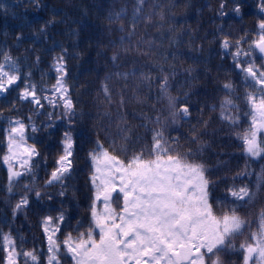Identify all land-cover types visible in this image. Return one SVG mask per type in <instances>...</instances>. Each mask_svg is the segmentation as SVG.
I'll use <instances>...</instances> for the list:
<instances>
[{"label": "trees", "instance_id": "1", "mask_svg": "<svg viewBox=\"0 0 264 264\" xmlns=\"http://www.w3.org/2000/svg\"><path fill=\"white\" fill-rule=\"evenodd\" d=\"M258 4L259 0H0V62L9 55L26 77L19 88L0 96V249L3 236L10 234L18 252L34 251L39 264H48V235L53 229L59 227L54 239L62 242L68 233L76 237L92 224L95 190L89 153L96 150L97 141L124 159L122 147L130 156L150 146L160 131L175 152L191 150L205 165L206 176L214 182V207L217 200L235 199L229 189L247 186L254 194L247 203L237 202L249 226L235 239L236 250L221 253L223 264H243L239 245L257 230L264 209V154H246L239 138L251 124L246 94L259 95V85L254 88L236 64L254 61L259 67L264 59L257 50L238 60L232 54L236 41L248 51L258 38V23L264 17ZM225 38L230 42L227 50L222 48ZM60 55L73 102L70 114L52 90L58 76L54 61ZM164 77L166 92L160 88ZM26 84L36 85L37 94L52 103L41 99L43 107H37L18 99ZM226 97L235 105L228 106V114L237 118L236 124L221 119ZM184 105L189 116L174 118L172 113ZM17 119L26 125L27 145L39 155L32 157L31 171L15 161L16 170L24 174L10 183L2 157L7 154L10 122ZM65 133L74 142L72 168L62 181L48 184L63 155ZM24 195L28 205L14 211ZM97 207L99 211L103 205ZM47 217L52 221L46 234ZM58 256L61 264H73L62 244ZM18 261L34 264L23 256Z\"/></svg>", "mask_w": 264, "mask_h": 264}, {"label": "snow or ice", "instance_id": "2", "mask_svg": "<svg viewBox=\"0 0 264 264\" xmlns=\"http://www.w3.org/2000/svg\"><path fill=\"white\" fill-rule=\"evenodd\" d=\"M220 7L223 9L225 3L222 2ZM258 7L264 13V0H259ZM234 11L240 13L239 5ZM257 36L248 51H243L239 47L241 41H236L233 59L238 60L241 55L252 56L253 50H258L264 59V17L258 23ZM229 47L230 42L225 38L222 48L227 50ZM236 67L253 82L254 88L259 85V95L255 91L246 94L251 124L239 138L246 154L261 156L264 154V64L258 67L254 61H249L247 66H242L238 62ZM54 68L58 76L52 90L59 94L66 114H70L73 102L67 95L64 80L67 75L64 55L55 58ZM24 79L26 77L21 75L16 61L4 54L3 62H0V96L19 88ZM224 87L231 89L232 85L225 84ZM160 88L162 92L167 91V77L163 78ZM18 99L37 107H43L41 99L52 103L49 97L37 94L34 84H26ZM169 104L175 108V99L170 98ZM228 106L235 107L233 100L226 97L221 104V119L236 124L237 118L228 114ZM189 114V107L184 105L172 116L187 117ZM25 129L26 125L19 119L10 122L7 154L2 157L8 166L10 183L13 178L24 174L16 170L15 161L21 168L31 171L32 157L39 155L34 146L27 145ZM62 143L63 155L59 157L58 167L51 173L48 184L62 181L71 171L74 142L70 133H65ZM121 151L125 153L124 159L113 154L115 149L110 152L97 141L96 150L89 153L94 167L91 182L95 190L91 206L92 224L85 232H78L76 237L68 233L62 242L54 239L59 227L53 229V235H48V252L51 253L48 264H61L58 256L61 244L74 264H223L221 253L236 250L235 239L243 236L249 226V222L239 215L237 202L251 201L254 194L250 189L247 186L229 189L235 199L217 200L214 207L210 201V185L214 182L206 176L205 165L197 162L191 150L184 154L175 152L160 131L154 133L147 148L130 156L127 147H122ZM8 190L11 192V187ZM36 195L39 197L40 193ZM98 204L103 205L102 210L98 211ZM27 205L28 198L24 195L14 211ZM258 219L257 230L249 232L248 240L239 245V250L244 253L243 264H264V209ZM58 220H64L63 214ZM51 221L52 217L44 220L46 234ZM3 241L7 253L5 264H18L20 256L39 264L34 251H17L16 241L10 234L4 235Z\"/></svg>", "mask_w": 264, "mask_h": 264}, {"label": "flooded vegetation", "instance_id": "3", "mask_svg": "<svg viewBox=\"0 0 264 264\" xmlns=\"http://www.w3.org/2000/svg\"><path fill=\"white\" fill-rule=\"evenodd\" d=\"M4 247H5V245H4V242H3L2 248L0 249V264H5V257L7 255V253L4 250ZM18 263H19V261H18Z\"/></svg>", "mask_w": 264, "mask_h": 264}, {"label": "water", "instance_id": "4", "mask_svg": "<svg viewBox=\"0 0 264 264\" xmlns=\"http://www.w3.org/2000/svg\"><path fill=\"white\" fill-rule=\"evenodd\" d=\"M257 52H258V54H260L261 56H262V54L261 53H259V51L257 50Z\"/></svg>", "mask_w": 264, "mask_h": 264}]
</instances>
